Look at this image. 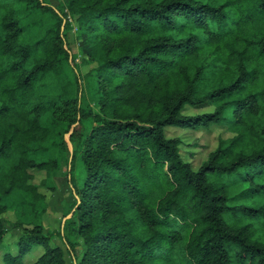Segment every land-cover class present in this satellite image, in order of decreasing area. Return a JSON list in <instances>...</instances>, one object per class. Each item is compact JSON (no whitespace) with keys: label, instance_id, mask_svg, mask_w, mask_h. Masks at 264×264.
Segmentation results:
<instances>
[{"label":"trees","instance_id":"16d2710c","mask_svg":"<svg viewBox=\"0 0 264 264\" xmlns=\"http://www.w3.org/2000/svg\"><path fill=\"white\" fill-rule=\"evenodd\" d=\"M64 3L97 63V112L80 103L65 12L0 0V246L4 198L39 193L31 171L60 164L33 154L77 123L73 152L61 141L71 170L78 156L85 170L82 186L71 171L78 199L64 226L74 264H264V0ZM206 103L215 110L182 113ZM211 125L236 135L194 169L165 129ZM30 224H17V253L3 264H24L35 247L37 264H67Z\"/></svg>","mask_w":264,"mask_h":264},{"label":"rangeland","instance_id":"374dc122","mask_svg":"<svg viewBox=\"0 0 264 264\" xmlns=\"http://www.w3.org/2000/svg\"><path fill=\"white\" fill-rule=\"evenodd\" d=\"M49 2L57 11L65 12V20L68 19L71 24L67 41L71 57L78 65V71L82 76L81 106L93 112L100 111V107L93 101L94 99L97 100L95 96L97 79L90 72L97 66V63L87 55V49L83 43L78 24V16L72 14L65 7L64 0H49ZM214 110L215 106L213 104L206 103L199 106L186 105L182 113L185 115H198ZM89 119H92V117H89ZM73 127H66V132L62 127L57 139L50 138L45 142L44 149L41 148L33 154V158L38 162L56 159L60 164L51 174H47L46 171L42 170L31 171L33 173L31 181L38 186L39 193L32 194L31 192L15 189L4 198L8 211L2 216L7 226V233L4 242L0 246L1 264H3L5 253H17V241L22 235L21 228L17 226L19 222L27 227H30V223H41L44 232L51 235V244L59 245L64 249L67 264H74L73 255L64 239L66 233L64 226L70 220L73 213L72 205L78 199L75 186L71 181V171L75 185L82 186L85 170L80 156L75 159V168L71 170L70 162L73 157L61 146V141L64 138L69 151L73 152L74 146L70 141ZM252 131L254 132H251V138L255 137L256 134L259 135L254 127H252ZM165 132L169 138H178L180 153L185 160L192 164L194 169H198L208 155L217 148L221 138L226 139L236 135L235 131L221 125H211L207 128L198 129H183L171 126L167 127ZM43 252V247H35L33 251L24 257V264H37L36 261Z\"/></svg>","mask_w":264,"mask_h":264}]
</instances>
